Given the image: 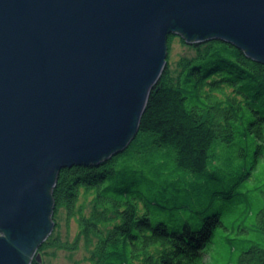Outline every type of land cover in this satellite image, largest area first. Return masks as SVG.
Here are the masks:
<instances>
[{
  "label": "water",
  "instance_id": "water-1",
  "mask_svg": "<svg viewBox=\"0 0 264 264\" xmlns=\"http://www.w3.org/2000/svg\"><path fill=\"white\" fill-rule=\"evenodd\" d=\"M171 35L264 65V0H0V264H43L60 171L127 150Z\"/></svg>",
  "mask_w": 264,
  "mask_h": 264
},
{
  "label": "trees",
  "instance_id": "trees-1",
  "mask_svg": "<svg viewBox=\"0 0 264 264\" xmlns=\"http://www.w3.org/2000/svg\"><path fill=\"white\" fill-rule=\"evenodd\" d=\"M191 47L176 70L168 57L127 150L60 171L54 218L64 208L79 234L51 236L40 253L83 238L90 264H209L223 231L237 264H264V65L221 41Z\"/></svg>",
  "mask_w": 264,
  "mask_h": 264
},
{
  "label": "rangeland",
  "instance_id": "rangeland-1",
  "mask_svg": "<svg viewBox=\"0 0 264 264\" xmlns=\"http://www.w3.org/2000/svg\"><path fill=\"white\" fill-rule=\"evenodd\" d=\"M192 45H184L182 38L176 36L172 42L169 55L171 68L176 70L177 63L181 57H194L196 50ZM82 205L83 212L88 215L92 209V195H83L80 198L79 206ZM55 230L54 237H60L63 241L74 242L79 234V226L75 217H68L67 211L61 208L54 218ZM226 233L217 234L214 243L210 246V251L205 257L209 264H237L238 251H234L224 244L222 237ZM92 245L85 242L83 238L79 241L78 249L66 251L63 249L51 248L41 253L43 264H90L89 258L92 252Z\"/></svg>",
  "mask_w": 264,
  "mask_h": 264
}]
</instances>
